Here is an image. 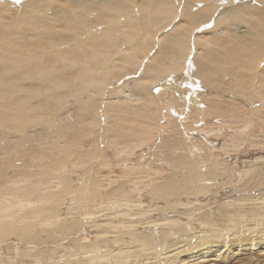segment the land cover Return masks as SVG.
<instances>
[{
    "label": "bare ground",
    "instance_id": "6f19581e",
    "mask_svg": "<svg viewBox=\"0 0 264 264\" xmlns=\"http://www.w3.org/2000/svg\"><path fill=\"white\" fill-rule=\"evenodd\" d=\"M11 1L0 0V264L215 263L220 249L206 253L227 235L193 242L179 224L211 215L225 178L220 208L264 200V0H14V16ZM247 231L227 236L250 239L234 258L264 245V228Z\"/></svg>",
    "mask_w": 264,
    "mask_h": 264
},
{
    "label": "rangeland",
    "instance_id": "374dc122",
    "mask_svg": "<svg viewBox=\"0 0 264 264\" xmlns=\"http://www.w3.org/2000/svg\"><path fill=\"white\" fill-rule=\"evenodd\" d=\"M36 1H39V0H36ZM12 2V5H11V8L13 9V10H10V8H9V11H11V13H13L12 15L14 16L15 14H19L20 12H18L17 10L18 9H15V6H14V0H12L11 1ZM197 8V7H196ZM196 8H194V9H196ZM20 11V10H19ZM169 27V26H168ZM167 27V28H168ZM167 32V31H166ZM155 33V31L153 30L152 31V34H154ZM165 33V32H164ZM210 36H211V34H209ZM208 37V36H207ZM157 47V46H156ZM201 48H200V51H203V47H202V45L200 46ZM157 50H158V48H156V52H157ZM155 52V51H154ZM153 52V54H155ZM151 57V56H150ZM153 57V56H152ZM151 57V58H152ZM150 61V60H149ZM187 66V65H186ZM143 68V67H142ZM186 72H187V70H186ZM142 74H143V72H142ZM168 74H164V72L163 73H161V74H159V76H163V78H162V80H159V85H161V84H163L164 82H165V79L166 80H169L171 77H172V75H170V76H167ZM167 76V77H166ZM112 86V85H111ZM111 86H109V88H111ZM207 91V92H206ZM203 92V94H205V93H209L208 94V96H209V98L210 97H212L213 95H211V91H209L208 92V89H206V90H204V91H202ZM206 94V95H207ZM225 95H226V93H224ZM258 118H255L254 117V125L256 126V125H260V123H258ZM221 138H222V140H221ZM225 138H228L229 139V137L227 136V135H224L223 137H217V138H214V139H216V140H218V141H216V142H214V143H217L218 145H217V147H216V149L217 148H219V149H221V148H223V147H226L227 145L226 144H222V142L221 141H223V142H225L224 141V139ZM230 140V139H229ZM219 142H220V144H219ZM229 142V141H228ZM222 145V146H221ZM215 148V147H214ZM258 148H260V147H252L251 149H248V150H253V149H258ZM219 149H218V151H219ZM255 154V153H254ZM260 155H263L264 156V150L263 151H261L260 152ZM247 161H251L252 162V164H254L255 162H261V161H263V160H256V154L254 155V157L253 156H251ZM251 162H249V164L251 163ZM232 166H234V165H232ZM246 168V167H245ZM222 180H224V178H220V179H218L217 180V182H219V181H222ZM228 180H230L229 178L226 180V178H225V182L224 183H221V182H219V186H217L216 185V183L214 184L215 186H213V188H214V191H215V189L216 188H218L216 191H219V190H221V191H219V193H223L222 192V190H223V188L226 190V191H228V192H226V196H221V197H217V200H220L219 201V204H215V205H213V206H217L216 208H214L213 209V213H211V215H209L208 214V212H205V211H203V212H205L207 215H203V216H200L199 214H195V215H193V214H191V212H189L188 210V212L189 213H186V215H185V218H183L184 216H182V218L185 220V221H183V223L182 224H179L180 226H184L185 225V227H186V231L187 232H184L181 236L182 237H184V238H188V234L190 235V238L191 237H194L195 239L193 240V242L195 241V240H205V235H206V238L208 239V236L211 234V233H213V232H211L210 231V229L213 227V228H215V229H218L219 228V233L221 234V235H223V236H228V237H235V235L237 234V233H235L237 230H239V231H242L243 232V230L244 231H246V233H251V231H247V230H249V229H254L256 226H259L260 228L262 227V228H264V200H261V201H257L259 198H255V199H253V201L254 200H256L257 202H251V201H244V202H240V203H236L235 204V200L234 199H224L223 201L224 202H226V201H231L230 203H229V206L227 207V208H220L219 207V205L221 204V198H228V197H230V196H233L232 195V187H231V185H230V183H229V181ZM214 182H216V181H214ZM255 191V190H254ZM225 192V191H224ZM250 193V192H249ZM236 197V196H235ZM200 198H202V199H204L205 197H200ZM250 199V198H249ZM172 200H174V202H175V204H172L170 207H169V210H172V209H180L181 210V207H180V204H179V202H177L178 200H176L175 198H172ZM234 201V202H233ZM238 202H239V200H237ZM212 206V207H213ZM121 209H124V208H120V209H117V210H113V211H109L108 212V219L109 220H107V221H105V223H109V224H115L113 221L114 220H118V219H121L122 217H123V215H121V214H117V211H123V210H121ZM197 212H200V211H197ZM203 212H201V213H203ZM180 213H184L183 211H180ZM233 213H239V214H241V215H245V216H247L248 217V220H250V221H245V220H242V219H240V220H232V218H231V215L233 214ZM149 213H146V215H148ZM151 214H153L152 216L153 217H156V218H162V217H167V215H165V216H160V214H158L157 212H152ZM205 217V218H207V219H203V220H201V219H197L196 217ZM110 217H112V219L110 220ZM103 218V217H102ZM101 218V219H102ZM143 218H147V217H143ZM211 218H213V220L211 221ZM258 219H262V220H258ZM159 221H161V220H157L155 223H157V222H159ZM239 222V223H238ZM248 222H252L254 225H248ZM93 222H90L89 223V229H90V231L92 230V229H94L95 227L93 226V224H92ZM240 223H241V225L242 226H240ZM145 227H147V228H145V230H146V232L148 233V232H150L151 233V229H152V225L150 226V225H147V226H145ZM243 227V228H242ZM189 229H192L191 230V232L189 231ZM97 230V229H96ZM112 230H114V231H120V230H118V229H112ZM142 230H141V228H140V232H141ZM94 232V231H93ZM145 232V233H146ZM153 233H155L156 234V237H159V235L161 234V229L159 230V227H157L156 229H155V231H152ZM114 234V233H113ZM114 235H116V234H114ZM204 235V236H203ZM227 236H226V241H227V244H225L224 243V241L222 240V241H220L221 239H220V237H219V239H217V241L219 242H217L216 243V246H214L213 248H211V249H209V251L206 253V256H209V257H211V256H213V255H215V253H216V251L217 250H219L220 249V255H221V257L220 258H218L217 259V261L215 262V263H218V264H264V258H262V256L264 255V251H262L261 253L258 251V250H261V248H263L264 247V245L262 244V245H260L258 248H257V246L255 247V248H252V251H250L251 253L249 254V253H241V254H239V257H237V258H234L233 257V255L234 254H232V252H234L235 250H236V248L237 249H240L241 251H248V248L250 247V239H245V238H242L241 240L243 241V244H242V246H240L237 242H235L234 243V240L235 241H237L236 239H231V238H229L228 240H227ZM224 239V240H225ZM256 239V241H255V244H257L258 242H261V243H263L264 242V239H261V238H255ZM248 240V241H247ZM246 241V242H245ZM213 243V242H212ZM232 243H233V245H232ZM123 243H120V242H114V243H109V242H107V243H104V249H107V250H111L110 249V247H120L121 245H122ZM215 244V243H214ZM225 244V245H224ZM72 245V244H71ZM71 245H69V246H71ZM228 246V247H227ZM240 246V247H239ZM134 249H137L138 247H136V246H132ZM198 247H199V245H198ZM225 247V248H224ZM227 247V248H226ZM159 249H161L162 247H158ZM76 250V248L73 250V251H75ZM150 251V250H149ZM229 252V253H228ZM236 252V251H235ZM259 252V253H258ZM242 254H244V255H242ZM248 254V255H247ZM258 254H259V256H258ZM263 254V255H262ZM90 256V257H88V258H91L92 257V255H93V253H91V254H84V253H82V254H79V256L76 258V259H81V260H84L83 262H81V261H75V263L76 264H86V262H85V260L86 259H84L83 258V256ZM200 255H204L203 253L202 254H200ZM231 256V257H230ZM199 257V256H198ZM228 258V260H227V258ZM230 257V258H229ZM163 258V259H162ZM157 259V258H156ZM163 260V263L162 264H165L166 262L167 263H171V264H181V263H178L176 260H177V257H175L174 259H172V262H171V260H170V262L169 261H167V260H164V255H163V257H162V255H161V257H159L158 258V260H157V262L159 261V262H161L162 260ZM216 259V258H215ZM226 259V260H225ZM141 260H143L144 261V259L143 258H139V259H137V261H139L140 262V264H143V263H145V262H143V261H141ZM173 260H174V262H173ZM223 262H222V261ZM87 261V260H86ZM165 261V262H164ZM176 261V262H175ZM228 261V262H227ZM9 262H12L10 259H7L6 260V263H8L9 264ZM57 262V261H56ZM149 262H151V263H149V264H157V262L156 261H154V258L152 259V260H149ZM158 262V263H159ZM99 262L98 261H95V262H91V263H88V264H98ZM214 262H211V263H206V264H215ZM111 264H115V263H111ZM125 264H130L129 262L128 263H125ZM131 264H133V263H131Z\"/></svg>",
    "mask_w": 264,
    "mask_h": 264
},
{
    "label": "snow or ice",
    "instance_id": "6c2138e0",
    "mask_svg": "<svg viewBox=\"0 0 264 264\" xmlns=\"http://www.w3.org/2000/svg\"><path fill=\"white\" fill-rule=\"evenodd\" d=\"M17 3H19V0H17Z\"/></svg>",
    "mask_w": 264,
    "mask_h": 264
}]
</instances>
